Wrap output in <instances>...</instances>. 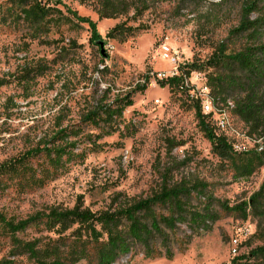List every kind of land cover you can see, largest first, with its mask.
<instances>
[{"label":"rangeland","instance_id":"obj_1","mask_svg":"<svg viewBox=\"0 0 264 264\" xmlns=\"http://www.w3.org/2000/svg\"><path fill=\"white\" fill-rule=\"evenodd\" d=\"M182 2L152 0L149 11L136 20L131 13L99 21L92 6L72 0H0V171L50 141L59 123L62 128L79 125L80 116L107 88L113 100L148 80L145 92L136 94L133 107L125 110L119 132L99 140L92 153L91 145L81 144L76 154L84 152L85 157L66 163L42 188L23 189L18 180L0 174V212L24 219L47 207L73 208L81 198L96 213L108 209L115 194L151 196L168 173L173 182L205 183L216 220L209 230L198 231L184 252L172 246L171 261L137 251L116 264H246L264 245V210L240 209L263 185L264 141L249 137L243 123L223 113L226 124L216 133L230 141L233 153L221 159L196 116L197 102L200 105L209 95L207 72L191 74L186 95L170 94L157 85V78L173 74L174 66L164 59L165 48L170 59H177V70L196 60L205 62L212 54L210 45L227 37L229 29L224 27L197 41L196 17ZM34 4L44 9L35 21L24 13ZM207 9L203 6L200 13ZM74 14L96 24L101 39L92 41L90 27ZM117 26L123 27V34L107 38ZM26 73L28 82L20 83ZM87 133L96 131L87 127ZM41 160L31 159L29 164L37 169ZM246 169L250 176H244ZM201 204L205 201L193 196L192 206ZM222 205L240 210L229 214ZM179 226L181 233L190 235L186 225ZM4 242L0 237V258L7 254ZM22 264L28 263L22 259Z\"/></svg>","mask_w":264,"mask_h":264},{"label":"trees","instance_id":"obj_2","mask_svg":"<svg viewBox=\"0 0 264 264\" xmlns=\"http://www.w3.org/2000/svg\"><path fill=\"white\" fill-rule=\"evenodd\" d=\"M72 1L92 6L99 21L116 20L131 13L136 20L149 11L152 2ZM182 3L196 17L197 41L215 35L224 27L229 29L227 37L210 45L212 54L205 62L196 60L180 67L177 76L156 79L157 85L167 88L170 94L186 95L185 82L191 74L207 72L209 96L215 107L225 106L221 114L231 113L248 129L249 137L264 141V0H183ZM203 6L208 9L200 13ZM24 13L26 18L35 21L43 17L44 9L34 4ZM74 18L90 27L92 41L101 39L96 24L76 14ZM122 30V26L115 27L107 38L116 39L115 34L120 32L118 35H122ZM29 73L21 78L20 83L28 82ZM147 82L136 86L130 93L115 96L113 100L108 99L111 89L107 88L101 100L80 116L79 125L62 128L59 123L58 131L50 141L3 165L0 174L9 181L18 180L23 189L42 188L47 181L58 177L66 163L85 157L84 152L76 154L81 144L91 145L89 152L92 153L99 148V140L119 132V121L125 110L133 107L136 94L145 92ZM196 116L214 153L221 159L229 158L233 145L216 133L211 117L202 115L198 102ZM87 127L96 133L85 134ZM175 147L172 144V148ZM38 157L43 159L42 165L35 169L29 161ZM250 175L251 171L246 169L244 176ZM173 181L168 173L165 174L159 188L147 198L115 194L109 208L96 213L86 208L81 198L73 208L47 207L24 219L0 212V237L5 241L3 248L7 249L0 264H22V259L28 264H116L122 257L137 251L151 259L163 257L171 261L174 258L172 246L184 252L192 237L198 231L209 230L210 224L216 220L205 183L185 179ZM193 196L199 202L204 200L205 204L199 208L192 206ZM221 207L229 214L249 207L256 212L264 210V182L259 192L240 209L227 205ZM156 211L159 213L154 214ZM179 225H186L190 235L181 233ZM178 236L182 239L178 240ZM172 237L174 242H171ZM249 261L264 264V245L252 252Z\"/></svg>","mask_w":264,"mask_h":264},{"label":"built area","instance_id":"obj_3","mask_svg":"<svg viewBox=\"0 0 264 264\" xmlns=\"http://www.w3.org/2000/svg\"><path fill=\"white\" fill-rule=\"evenodd\" d=\"M164 52H165V57L164 59L165 60H169L172 64V66H174L172 72L173 74L171 75V77H174V76H177L178 75V68L176 70V64H177V59L174 57H171L170 59V55H171V52L168 48H165L164 49ZM170 77V76H169ZM165 78H168V76H160L159 79H165ZM158 79V78H157ZM188 80H186L185 82V87H188ZM200 108H201V112L204 116H208V117H211L215 127H216V130L218 132H221V126L222 124H226L225 120H222L221 119V110H219L218 108L215 107V104L213 102V100L210 98V96L208 95V97H206L204 100H202L200 102ZM237 242L234 241V244H236Z\"/></svg>","mask_w":264,"mask_h":264},{"label":"bare ground","instance_id":"obj_4","mask_svg":"<svg viewBox=\"0 0 264 264\" xmlns=\"http://www.w3.org/2000/svg\"><path fill=\"white\" fill-rule=\"evenodd\" d=\"M223 127H224V124H222L221 128H223Z\"/></svg>","mask_w":264,"mask_h":264}]
</instances>
